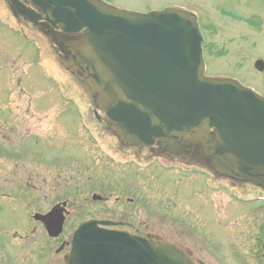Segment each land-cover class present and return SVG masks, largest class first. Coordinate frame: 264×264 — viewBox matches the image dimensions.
<instances>
[{"label":"water","instance_id":"95a60500","mask_svg":"<svg viewBox=\"0 0 264 264\" xmlns=\"http://www.w3.org/2000/svg\"><path fill=\"white\" fill-rule=\"evenodd\" d=\"M11 1L30 21L44 18L64 33H82L76 41H57L88 77L99 107L124 141L151 146L161 140L172 153L181 150L174 142L179 137L200 142L218 170L264 183V99L237 82L203 76L201 38L188 12L167 8L142 15L98 0H30L38 13ZM256 66L262 69V62ZM211 129L216 138L207 144ZM54 212L35 215L51 236L60 232L63 220ZM65 260L193 264L179 246L104 229L97 221L78 226Z\"/></svg>","mask_w":264,"mask_h":264},{"label":"rangeland","instance_id":"374dc122","mask_svg":"<svg viewBox=\"0 0 264 264\" xmlns=\"http://www.w3.org/2000/svg\"><path fill=\"white\" fill-rule=\"evenodd\" d=\"M114 5L119 8L135 10V11H147L150 9H155L162 7L168 4H175V5H182L183 7L186 6H193L195 3L197 6L201 7L202 9L208 11L209 16H211V20L215 25V35L210 36L206 43L207 46V58H206V74L210 76H217V75H224L227 77H234L241 81H244L253 85L258 90L264 92V73L258 72L254 69L253 62L257 58L264 57V19L260 17V25L257 29L256 34L253 33L254 31L251 29H247L243 25H240L241 22L233 20L230 16L223 17L219 16L218 14L221 13V8L218 6L216 10L213 9L217 5H221L223 2L227 1L232 6H237L244 10L245 12H252L255 10L264 12V2L263 0H111ZM238 8V9H239ZM233 10V9H232ZM239 12L238 10H236ZM4 13L9 14V10L6 7L5 0H0V19H4ZM241 13V12H239ZM257 13V12H256ZM257 15V14H256ZM8 17H11L10 14ZM13 20V19H12ZM7 21V20H6ZM22 22V21H20ZM14 23V20H13ZM25 25V26H23ZM19 26L25 27V34L27 37L23 36V33L20 32V48L22 50L21 55L17 54V47H11L8 44L7 36H4L5 33L1 30L0 26V75H2L5 79L8 78L5 82V93H9L7 96L3 95V98L0 99V111L2 109H11L15 106L17 111H14L13 114L8 118V121H12L11 124L14 122V128L16 129V125L18 124L19 130L13 132V126H2L0 125V139L2 134H4L5 139H62V135L54 134L52 130V126L50 123L46 121H42V119L35 115L34 108L30 111H25V108L29 103V98L23 94L22 90H19L18 86L12 81L11 72L6 74L7 68L11 65L14 60H16L15 67V75L19 73L18 70L22 69L24 66V62L29 57V50L28 46L31 48L35 43V39L39 41L41 36L36 31L33 32L32 30L35 29L30 24L26 23H19ZM36 30V29H35ZM31 33V35H30ZM39 34V35H38ZM34 38H33V36ZM239 35H247L250 39L259 40L257 44H251L245 41L237 40ZM43 37V36H42ZM232 37V38H230ZM242 37V36H241ZM245 37V36H244ZM43 39V38H42ZM213 43L212 47H209V43ZM225 42L226 45L222 48V51L216 49V47H221ZM218 43L215 47V44ZM48 45V43H47ZM15 48V50H13ZM47 56L45 61L48 66H53L55 64V69L50 67V71L56 72V74H60L63 76L67 75V71H65L62 67L59 66L57 62V57L51 47L47 46ZM216 53L217 55H215ZM19 55V56H18ZM18 57L20 58L19 65L17 63ZM53 64L51 65V63ZM3 66V69L1 68ZM18 66H20L18 68ZM47 69V68H46ZM30 72V79L23 78L21 84L24 88L28 89L31 92V99L34 102L37 110H47L53 109L54 115L53 118L56 122H61L66 128L67 131L70 130L71 132L69 135L71 137H66L65 139H75L77 133V124L84 120L87 115H94L92 110H81L77 106H75L74 102H64L58 103L55 100H52V96L49 93H46L45 90L52 88V92L54 96L57 97L58 93L57 90L59 86L56 85L55 82L50 83L46 80L45 76L41 75L37 68L32 66L29 68ZM45 73V72H44ZM55 74V75H56ZM25 79L29 80V83H26ZM34 81L33 88L30 89V82ZM50 81V80H49ZM66 81V80H64ZM4 80L0 78V86ZM55 85V86H54ZM46 88V89H44ZM67 93L73 95L74 93L82 94L80 97L82 102L90 104V100L84 95L80 89V87H76L74 84H70V88H68ZM45 92V93H44ZM1 93V90H0ZM4 93V92H3ZM15 101H13L14 99ZM44 114V113H43ZM42 114V115H43ZM101 115V114H100ZM6 128H10V130H5ZM101 131L103 130L100 127ZM81 132V139L84 144V153L85 156H89L88 158L94 157L95 161H102L103 158H108L105 156V151L109 147V143L111 140L114 139L113 137L105 136V139H99L101 141H97V137H93L94 133L90 131L88 128L83 129ZM103 133V132H102ZM104 134V133H103ZM106 135V133H105ZM111 138V139H110ZM109 140V142H108ZM114 144V143H113ZM26 146L25 143H23ZM111 145V144H110ZM105 149V151H104ZM72 151L75 149H70L69 156L74 161H79L83 163L84 153H81V150L78 149L76 155L73 156ZM132 150H122L120 152L116 151L114 154V159H109L110 164L107 170L105 171V175L103 176V181L107 182V184L112 186L113 197L110 199L107 204L100 205L95 204L91 206V204H84L81 203L84 192H80L78 195L75 194L71 196V199L60 192L59 189H55L53 187V180L52 185H48V182H45L40 185H37L38 192H35L37 196H42L41 200L36 202L34 207H21L20 203L13 207H9L8 205L9 199L6 198V205L2 206L0 209V264H64L62 262V254L66 252L68 246L64 243H68L71 238L72 230L74 229L77 222L81 219L80 216H90L93 215L95 217L105 216L113 218L116 213H112L111 209L114 206H118L115 202V198H120L122 201L126 197H136V193H145L146 199H143L142 193H140V200H142L143 204L140 203H132L129 204V208L133 217H138L139 219L144 218L145 213L148 216L152 214H158V210L153 208V206H157L159 200L164 204H168V198L170 197V191L173 192V195H176L178 192V188H181L179 191H182L181 195H184L186 198L188 197L191 199L195 205H199V209L193 213L187 214L185 216V220L187 222L195 221L196 216L194 214H199L207 216V208L202 205V203H206L208 198L213 200L218 199V192L215 191L214 188L210 189V187H205L201 183V178L199 177V170L189 167L187 171H182L184 168L179 170H173L172 168H165L161 164H159L157 159H143L141 157H137ZM51 152H60L61 156H63V150H58L55 147L51 148ZM140 155H144V152H141ZM99 159V160H97ZM126 160V161H125ZM123 161V163H122ZM66 172H69L68 169ZM22 173H24L22 171ZM19 173L18 178L16 175L14 176H4L7 180L4 181V193H10L12 190V186L20 184L21 186L24 185L25 187H29L28 185L24 184L26 174ZM82 174V175H81ZM69 173L72 176V180H66L68 183H75L74 180L78 182H82L86 180L88 183H95L94 180L91 178V170L87 171V173ZM89 176V177H88ZM96 176V172H93V177ZM1 177V175H0ZM13 177V178H12ZM87 177V178H86ZM209 175H207V179L209 180ZM17 178V180H16ZM28 178V177H27ZM19 179V180H18ZM14 180V181H13ZM157 180V184H153L152 182ZM51 183V182H50ZM203 185V186H202ZM208 185V181H207ZM193 188L190 195V189ZM218 189V188H216ZM176 190V191H174ZM224 193V192H221ZM101 194L106 195L107 193L101 192ZM57 199H66L69 198L68 203L71 204L69 207V217L66 221L64 227V233L57 238H49L46 239L45 232L41 230L40 227L35 228L34 231L29 233L32 225L34 223L31 215L34 212H43L49 205H52L56 202ZM195 198V199H194ZM202 201V203H201ZM8 203V205H7ZM146 204L145 208L139 211V206ZM171 205V204H170ZM184 205V204H181ZM151 212L149 213V211ZM176 211V210H175ZM178 215H181L179 212ZM31 219V224L27 222V218ZM146 217V216H145ZM135 219V221L139 220ZM236 223H238V227L240 225V220L236 219ZM24 224L25 227H24ZM28 225V226H27ZM244 225V224H242ZM248 228H242V234L248 240L249 243L256 241V237L259 231V224L251 223V219L248 221ZM22 228V229H19ZM235 227V226H234ZM17 230H11V229ZM142 229H145L150 232L161 231L163 233L168 234L172 238H177L175 236V232L171 231L172 227L169 225H159V217H152L147 222V227L142 226ZM224 228V227H223ZM215 231H218L217 228H214ZM10 231V232H9ZM202 233V228L200 229ZM9 235L7 236V234ZM12 233L13 236L12 237ZM206 236H212L211 234ZM231 232L228 230L227 234L224 235L226 240V244L221 247L220 252L219 250H215L214 252L219 254V259L223 263H227L226 259H229L228 253H222L229 249V236ZM27 235V236H26ZM24 236V237H23ZM23 237V238H21ZM184 240V238H183ZM8 241V243H7ZM185 242L189 243L190 241L184 240ZM236 241V239H232L231 242ZM63 244V249L60 253H57V249ZM191 244V243H190ZM210 244V243H209ZM212 245V244H211ZM234 246V245H233ZM48 248V249H47ZM194 248V247H193ZM196 248V247H195ZM200 249L196 248L195 253L198 257L202 258L204 261L207 260L208 264H215L211 261V259L207 255V248L206 251L199 247ZM239 249H243L242 246ZM248 249V251H247ZM260 245H255L251 249L250 247L244 248L247 251V256L244 258L250 263V256L249 253L254 255L255 258L257 257L258 252L260 253ZM47 250V251H46ZM259 264L261 263L260 260H256ZM256 263V262H254Z\"/></svg>","mask_w":264,"mask_h":264},{"label":"flooded vegetation","instance_id":"af4514ba","mask_svg":"<svg viewBox=\"0 0 264 264\" xmlns=\"http://www.w3.org/2000/svg\"><path fill=\"white\" fill-rule=\"evenodd\" d=\"M4 153V145L0 143V155Z\"/></svg>","mask_w":264,"mask_h":264}]
</instances>
